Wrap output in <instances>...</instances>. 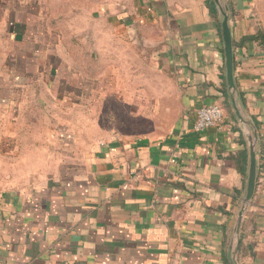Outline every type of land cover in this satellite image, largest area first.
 I'll use <instances>...</instances> for the list:
<instances>
[{
  "label": "crops",
  "instance_id": "obj_1",
  "mask_svg": "<svg viewBox=\"0 0 264 264\" xmlns=\"http://www.w3.org/2000/svg\"><path fill=\"white\" fill-rule=\"evenodd\" d=\"M223 1L234 91L213 0H40L43 14L31 18L28 6L16 18L7 5L2 36L36 44L20 45V75L8 82L9 97L18 88L27 108L0 110V264H230L250 137L257 177L236 258L264 264V42L255 37L264 34V10L253 0ZM41 38L52 44L40 46ZM78 48L135 62L131 93L110 96L129 109L113 111L109 130L86 141L61 126L76 114L58 107L87 101L78 87L91 79L52 73L64 55L73 71L88 68ZM38 56L50 58L52 75L28 70ZM211 103L221 120L196 131L197 110ZM141 117L170 120L140 131Z\"/></svg>",
  "mask_w": 264,
  "mask_h": 264
},
{
  "label": "rangeland",
  "instance_id": "obj_2",
  "mask_svg": "<svg viewBox=\"0 0 264 264\" xmlns=\"http://www.w3.org/2000/svg\"><path fill=\"white\" fill-rule=\"evenodd\" d=\"M255 1L260 7L264 10V0H253ZM11 4L12 9L14 10V16L16 18L20 17V13L17 12V10H20L21 8H25V6H28L30 9L31 14L29 17L31 18V15L34 17L41 16L43 14L40 0H0V110L2 109H26L27 105L24 101L21 100V96L19 94V89L13 88L12 89V98L9 97L8 89H10L9 81L14 80L16 75H20L19 73V63H20V53H18V48L20 45H25V47H33L36 43L33 39H27L25 43L20 41L19 39H10L8 36L3 37V29H4V23L2 21L3 18L8 17L7 5ZM9 10V7H8ZM13 16V18H14ZM2 17V18H1ZM34 19V18H33ZM82 24V27L79 28V30L82 31V29L86 26V23H78ZM42 39V38H41ZM54 41V40H53ZM22 42V43H20ZM40 46L43 44L51 45V39H42L41 42H39ZM32 49V48H31ZM94 50V47L91 46L87 47L86 50ZM78 50L81 51L79 53V58L81 63L83 61H86L88 68L81 69L77 67L78 69H75L73 71L71 68L76 67L74 63H72V60L67 55H64V60L61 61L60 64L61 67L58 70H54L52 73H57L60 77L68 78L71 77L72 79H80L82 84L84 83L83 79H91V85L86 87V89H83V87H78L80 89V95L85 94L86 97L89 94L90 98H86L87 101L81 102V103H75V105H68L64 103L59 104V111L66 113L67 110L70 113H75L76 117H61V126H72L76 129V131L79 132L77 136L80 138V140H85L88 137H100L103 135V132L107 129L109 130L111 122H114L115 119H111L110 117L113 116V111L117 112L118 110L121 113H124V111L128 110V106H126L124 103L116 102L113 100L110 96L117 95L121 93L130 94L132 90V85H130V82L132 80L131 75V66L133 60V55L126 54L125 55H117L114 53H105L102 55H99L97 52H93L90 55L89 53H84L83 48H78ZM83 51V52H82ZM78 55H72L74 58ZM23 57V54H22ZM77 58V57H76ZM33 65H29L27 68L28 70L33 73V75H36L37 77L44 78L48 77L49 75H52L49 69L50 64V58L45 57H34L33 58ZM83 60V61H82ZM77 61V60H75ZM21 62H23L21 60ZM9 63H13L12 68ZM135 63V62H134ZM104 64H108L107 69L100 70ZM38 65H43V70H38ZM12 69V72L11 70ZM147 73V70H141ZM37 73V74H36ZM135 77V76H134ZM117 78H120L124 81V85L120 86L117 85L116 80ZM101 80L107 81L106 85L101 83ZM101 83V84H100ZM34 87V86H33ZM77 88V87H76ZM142 88V87H141ZM36 87L32 88L31 92L35 91ZM101 95H107L109 99L105 101L103 104H101ZM10 100L11 99V105L4 104L3 99ZM105 98V97H103ZM90 100V101H89ZM32 103V102H31ZM29 104V103H28ZM35 104V103H34ZM6 105V107H5ZM101 105H103V108L101 110ZM145 112H148L145 110ZM170 119H155V118H140L139 119V130L140 131H146L151 130L155 131L156 128H159V123L167 122ZM136 121V120H134ZM10 168V167H9Z\"/></svg>",
  "mask_w": 264,
  "mask_h": 264
},
{
  "label": "water",
  "instance_id": "obj_3",
  "mask_svg": "<svg viewBox=\"0 0 264 264\" xmlns=\"http://www.w3.org/2000/svg\"><path fill=\"white\" fill-rule=\"evenodd\" d=\"M215 5L221 14V35L223 41V52H224V64H225V82L229 90L234 91V53H233V42L231 37V31L228 22V6L223 0H213ZM237 115L242 119L240 112L235 105ZM250 151H249V165L247 171L245 195L243 198V205L238 212L235 227L233 241L228 251V259L230 264H237V249L239 245V232L242 222V217L245 211L246 205L249 203L253 196L256 177H257V163H256V152H255V140L250 137Z\"/></svg>",
  "mask_w": 264,
  "mask_h": 264
},
{
  "label": "built area",
  "instance_id": "obj_4",
  "mask_svg": "<svg viewBox=\"0 0 264 264\" xmlns=\"http://www.w3.org/2000/svg\"><path fill=\"white\" fill-rule=\"evenodd\" d=\"M222 115L223 110L218 104L211 103L201 106L196 113L194 129L196 131H203L218 123Z\"/></svg>",
  "mask_w": 264,
  "mask_h": 264
},
{
  "label": "trees",
  "instance_id": "obj_5",
  "mask_svg": "<svg viewBox=\"0 0 264 264\" xmlns=\"http://www.w3.org/2000/svg\"><path fill=\"white\" fill-rule=\"evenodd\" d=\"M210 1H212V0H210ZM255 37H258V38H260V39H261V41H263V42H264V34H263L262 32H259V33H257V35H256Z\"/></svg>",
  "mask_w": 264,
  "mask_h": 264
}]
</instances>
